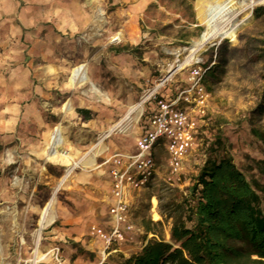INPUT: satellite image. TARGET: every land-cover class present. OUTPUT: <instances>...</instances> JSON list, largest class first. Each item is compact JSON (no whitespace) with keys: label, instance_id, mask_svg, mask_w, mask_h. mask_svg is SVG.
<instances>
[{"label":"rangeland","instance_id":"rangeland-1","mask_svg":"<svg viewBox=\"0 0 264 264\" xmlns=\"http://www.w3.org/2000/svg\"><path fill=\"white\" fill-rule=\"evenodd\" d=\"M213 1L0 0V264H34L38 243L50 253L37 264H101L103 240L93 227L107 229L111 219L106 161L113 152L137 151L149 112L159 99L190 87L194 69L207 99L203 114L191 107L193 148L179 176L171 174L165 146L154 148V176L131 191L134 230L119 247L152 238L146 226L165 240L173 222L186 216L201 170L222 157L264 188V3L244 10L242 0H233L228 16L235 39L218 36L191 53L209 29L206 5ZM78 65L90 69L100 93L88 83L71 85ZM143 100L134 119L103 141L105 149L81 159L127 107ZM56 127L65 157L49 159ZM72 167L49 211L55 219L41 226L40 210ZM122 262L115 252L107 259Z\"/></svg>","mask_w":264,"mask_h":264},{"label":"trees","instance_id":"trees-1","mask_svg":"<svg viewBox=\"0 0 264 264\" xmlns=\"http://www.w3.org/2000/svg\"><path fill=\"white\" fill-rule=\"evenodd\" d=\"M259 136L264 142V132ZM210 165L193 183L186 216L170 227L182 249L146 226L153 237L120 264H264V188L254 187L230 157Z\"/></svg>","mask_w":264,"mask_h":264},{"label":"built area","instance_id":"built-area-1","mask_svg":"<svg viewBox=\"0 0 264 264\" xmlns=\"http://www.w3.org/2000/svg\"><path fill=\"white\" fill-rule=\"evenodd\" d=\"M191 73L193 83L190 87L169 100L159 99L154 110L149 112L136 140L137 151L116 152L106 161L111 165V219L107 229L93 227L94 233L103 240L101 264L107 262L114 251L120 249L119 246L129 242V235L134 230L130 219L131 191L147 187L152 180L155 173L154 148L161 144L165 146L172 175L179 176L183 171V160L195 143L197 122L191 107L197 104L198 112L203 114V105L200 104L207 99L206 90L200 83V71L194 69ZM145 102H140V106ZM143 115L144 112L140 118Z\"/></svg>","mask_w":264,"mask_h":264},{"label":"bare ground","instance_id":"bare-ground-1","mask_svg":"<svg viewBox=\"0 0 264 264\" xmlns=\"http://www.w3.org/2000/svg\"><path fill=\"white\" fill-rule=\"evenodd\" d=\"M204 2V0H198V3ZM235 2L233 0H214L213 3H208L207 6V25L209 29L204 32L200 38L194 42L191 46L190 51L194 53L204 47L210 40L215 37H229L232 40L235 39V25L232 23L233 18L228 16L230 12V8ZM264 3V0H242L240 5L243 6L244 10L252 9L256 4ZM250 16V13L246 15V17ZM217 18H221V24L216 23ZM180 69V65L179 68ZM70 83L74 88L79 87L83 84H90L93 92H99L100 89L93 82L91 71L85 65H78L71 71L70 75ZM109 100V99H107ZM141 103H137L136 105H130L127 107V110L122 119L117 121L114 125H112L109 130L104 134V136L98 141V143H94L90 146L89 151L81 158H87L90 156V153L93 152V155L96 156L97 152L102 149H105L103 146V141L111 136L113 133L117 131H122L125 123L131 122L134 118H132V113L138 108H140ZM71 109V108H70ZM135 120H137L135 118ZM64 143V137L62 134V130L60 127H56L50 133L49 140L47 143V157L49 159H56L58 157H65L58 149ZM99 150V151H96ZM94 156V157H95ZM94 157L91 158V163L95 162ZM79 162H76L75 166H77ZM74 167L70 168L63 178L60 180V183L53 190L51 197L45 204V206L40 210V218L39 224L43 226L48 222H52L55 219V215H50V209L56 199V196L61 188V186L69 179L71 173L73 172ZM153 207H156L157 200L153 199ZM153 217L155 220L160 218V215L153 208ZM165 241L172 243L176 247H180L181 244L176 241L170 232L166 233ZM148 240H139L134 243H130V247L120 248L115 252V255L119 257L121 261H125L128 258L134 257L140 250L147 244ZM39 244V243H38ZM37 244V249L35 251V260L34 264L41 262L42 260H46L49 258L50 252H42L39 250Z\"/></svg>","mask_w":264,"mask_h":264},{"label":"crops","instance_id":"crops-1","mask_svg":"<svg viewBox=\"0 0 264 264\" xmlns=\"http://www.w3.org/2000/svg\"><path fill=\"white\" fill-rule=\"evenodd\" d=\"M3 44V42H2V40H1V31H0V46ZM141 129V128H140ZM139 133H141V130H140V132ZM140 135V134H139ZM139 137V136H138ZM114 153H116V152H113L111 155H113ZM110 155V156H111ZM108 167H109V169H108V171H109V182H108V185H109V192H110V186H111V176H110V169H111V165L109 164V165H107Z\"/></svg>","mask_w":264,"mask_h":264},{"label":"water","instance_id":"water-1","mask_svg":"<svg viewBox=\"0 0 264 264\" xmlns=\"http://www.w3.org/2000/svg\"><path fill=\"white\" fill-rule=\"evenodd\" d=\"M165 242H168V241H165ZM169 243V242H168ZM171 245H172V243H170ZM174 247H176L175 245H173ZM176 248H181L182 249V246H180V247H176ZM186 256H187V254H186Z\"/></svg>","mask_w":264,"mask_h":264}]
</instances>
